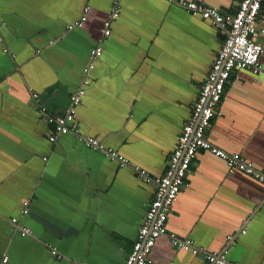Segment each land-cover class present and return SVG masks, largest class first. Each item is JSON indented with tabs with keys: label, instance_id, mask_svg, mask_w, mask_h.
<instances>
[{
	"label": "crops",
	"instance_id": "obj_1",
	"mask_svg": "<svg viewBox=\"0 0 264 264\" xmlns=\"http://www.w3.org/2000/svg\"><path fill=\"white\" fill-rule=\"evenodd\" d=\"M111 1L0 0V262L7 253L8 264H122L137 238L154 182L73 132L49 139L46 112L65 113L93 47L104 52L71 124L155 175L167 168L221 48L211 20L168 0H125L105 36ZM261 61L258 74L232 72L207 138L264 169V53ZM191 169L168 230L236 264H264V185L206 152ZM13 216L31 233L23 236ZM205 251L162 235L151 264H208Z\"/></svg>",
	"mask_w": 264,
	"mask_h": 264
},
{
	"label": "built area",
	"instance_id": "obj_2",
	"mask_svg": "<svg viewBox=\"0 0 264 264\" xmlns=\"http://www.w3.org/2000/svg\"><path fill=\"white\" fill-rule=\"evenodd\" d=\"M124 1H111L109 15L104 26L105 36L111 34L112 23L120 17ZM168 1L211 20L222 38V45L207 78L200 84L198 98L193 105L191 115L184 124L178 144L162 175H155L140 164H133L130 158L121 154L117 149L105 147L93 136H83L80 127L71 124L75 121L78 107L86 95L87 86L92 82L91 68L95 60L103 55L102 44L91 49L90 68H87L81 86L72 94L70 106L65 113L56 115L46 112L52 126L49 133V139L52 142L64 133L73 132L88 146L101 150L106 157L116 160L121 166H131L141 180L153 181L156 185L155 194L139 228L137 238L122 264H151V254L157 247L158 238L162 235H168L171 242L180 249L193 253L205 251L196 239L181 238L175 232L169 231L167 227L169 216L186 184L189 173L192 172V163L199 152L211 154L223 161L231 172H241L264 185V169L258 166L255 159L248 158L240 152L227 151L207 138V131L224 97L232 72L237 68H249L258 74L263 70L261 57L264 53V27L260 26L259 21L264 11V0H237L234 11H224L197 0ZM85 19L84 16L79 24L82 25ZM73 27L74 25L70 26V28ZM33 96L38 99V92L33 91ZM38 107L43 111L46 110V107L39 103ZM27 212L28 209L24 208L23 213ZM11 221L18 226L23 236L31 233V228L18 216H13ZM205 255L208 264H236L224 252L205 251ZM9 259V254H4L0 264H8Z\"/></svg>",
	"mask_w": 264,
	"mask_h": 264
}]
</instances>
